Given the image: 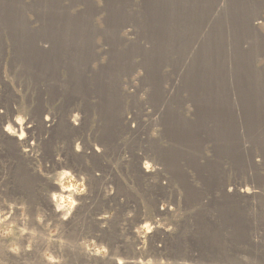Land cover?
Masks as SVG:
<instances>
[{"label":"rangeland","instance_id":"obj_1","mask_svg":"<svg viewBox=\"0 0 264 264\" xmlns=\"http://www.w3.org/2000/svg\"><path fill=\"white\" fill-rule=\"evenodd\" d=\"M11 33L52 36L63 55L46 64L19 44L20 63L11 65ZM0 37L9 43L0 115L10 109L7 120L22 122L20 169L55 187L9 183L14 159L0 147V211L8 215L0 230L14 226L0 236V264L130 257L137 219L150 223L160 205L173 212L163 221L168 240L176 238L173 255L191 264H264V0H0ZM58 90L77 100L70 109ZM61 106L73 130L56 138ZM144 146L166 154L147 156ZM207 170L210 179L201 175ZM14 188L27 190L11 195ZM242 188L254 196L244 199ZM60 189L68 190L62 200ZM53 195L58 212L47 203Z\"/></svg>","mask_w":264,"mask_h":264},{"label":"bare ground","instance_id":"obj_2","mask_svg":"<svg viewBox=\"0 0 264 264\" xmlns=\"http://www.w3.org/2000/svg\"><path fill=\"white\" fill-rule=\"evenodd\" d=\"M151 6V5H150ZM162 7V6H161ZM158 10V9H157ZM162 20V19H161ZM23 22V21H22ZM255 22V21H254ZM9 23V22H8ZM27 23H28V21H27ZM31 23V22H30ZM2 24V23H1ZM24 24V23H23ZM257 24V23H256ZM256 24H254L253 23V25H256ZM20 25V24H19ZM25 26H27V25H25ZM30 26V25H29ZM252 26V25H251ZM5 27V26H4ZM24 27V26H23ZM46 28H48V27H46ZM26 29H27V27H26ZM29 29V28H28ZM41 29V28H40ZM52 29V28H51ZM19 30V29H18ZM49 30V29H48ZM47 30V31H48ZM38 31V30H37ZM40 31V30H39ZM41 32H43V31H41ZM45 32V31H44ZM43 32V33H44ZM56 33V32H55ZM24 34V33H23ZM41 34V33H40ZM51 34V33H50ZM61 34V33H60ZM33 35V34H32ZM34 36V35H33ZM30 37V38H24V39H21V38H23V37H19L20 39H18V38H16L17 36H15V35H13L12 33H11V35L8 37V41H9V43L11 44V46L13 47V53H14V55H15V57H14V55L12 56V58H13V60H10L11 62H10V64L11 65H17V64H19L20 63V57H17L18 56V51H17V45H19V44H22V45H24L23 47L24 48H26V52L27 53H29V54H31L30 56L31 57H34V59H36V57L38 58V59H41V61H44V62H46V64H47V61H52V62H54V59H56V57L57 58H59L58 57V55L60 56L62 53L59 51V49L58 48H56L58 45H59V43H60V45H61V42H59V40L58 39H55V38H51L52 36H49V38H47V37H45L44 35L41 37V36H39V37ZM36 36H38V35H36ZM62 37V36H61ZM1 38V37H0ZM63 38H64V36H63ZM2 39V38H1ZM5 42V41H4ZM9 43L8 44H6V43H4V44H6L7 46H9ZM4 44H3V42H2V40H0V61H4L5 59H4V55H5V50H2V48H4L5 46H4ZM29 46H31V50L29 49ZM60 47V46H59ZM5 49V48H4ZM21 49V48H20ZM62 50V49H61ZM22 51V50H21ZM25 51V50H24ZM12 53V52H11ZM61 53V54H60ZM65 53V52H64ZM21 54V53H20ZM28 55V54H27ZM63 55V54H62ZM22 56V55H21ZM61 57V56H60ZM62 58H64V57H62ZM31 59V58H30ZM27 60V59H26ZM61 60V59H60ZM13 61V62H12ZM5 62V61H4ZM17 62H19V63H17ZM2 63V62H1ZM28 63V62H27ZM30 63H31V61H30ZM50 63V62H49ZM4 64V63H3ZM30 65V64H29ZM51 65V64H50ZM63 65V64H62ZM26 66H28V65H26ZM56 66V65H55ZM64 66V65H63ZM31 67V66H30ZM36 67V66H35ZM21 68V67H20ZM24 68V67H23ZM31 68H33V67H31ZM14 69H16L15 67H14ZM25 70H26V68H24ZM47 69H49V68H47ZM42 70V69H41ZM8 71V70H7ZM11 71V70H10ZM37 71V70H36ZM47 71V70H46ZM46 71H44V72H46ZM49 71V70H48ZM53 71V70H52ZM51 71V72H52ZM26 73H27V78L29 79V77H30V75L32 74V76H34V77H36L35 76V71H34V69L32 70V69H30V68H27V71H25ZM50 72V71H49ZM12 73V72H11ZM26 73L25 74H23V75H26ZM28 73H29V76H28ZM40 73V72H39ZM13 74V73H12ZM11 75V74H10ZM40 75V74H39ZM42 75H43V72H42ZM45 75V74H44ZM48 75V74H47ZM57 75V74H56ZM86 75V74H85ZM41 76V75H40ZM39 76V77H40ZM50 76V75H49ZM48 76V77H49ZM52 76V75H51ZM54 76V75H53ZM52 76V77H53ZM25 77V76H24ZM44 77V76H43ZM47 77V76H46ZM45 77V78H46ZM57 77V76H56ZM2 78V77H1ZM50 78V77H49ZM52 79V78H51ZM23 80V79H22ZM31 80V79H30ZM52 80H54V79H52ZM34 81V80H33ZM38 81V80H37ZM40 81V80H39ZM46 81V80H45ZM60 81V80H59ZM2 82V81H1ZM3 83V82H2ZM41 83V82H40ZM57 83V82H56ZM25 84L27 85V87H28V85H29V83H28V81H26L25 82ZM5 85V84H4ZM56 85V84H55ZM30 86V85H29ZM39 86V85H38ZM60 86V85H59ZM43 87V86H42ZM42 87L40 86V88H38V90L40 89V92L41 93H45L46 92V88L44 89H42ZM51 88V87H50ZM63 88V87H62ZM68 88V87H67ZM25 89V88H24ZM1 91H2V89H1ZM3 91H5V93L6 94H4V96H6L5 97V103H7L8 101H9V98H10V102H14L15 101V97L12 95H9L8 94V90L6 89V87H4V90ZM29 91V90H28ZM79 91V90H78ZM81 91V90H80ZM84 91V90H83ZM30 92V91H29ZM217 92V91H216ZM16 93V92H15ZM24 93H25V91H24ZM68 93V92H67ZM93 92H91V94H92ZM29 95V94H28ZM38 95V94H37ZM57 95H58V97H63L62 99L63 100H66L68 103H67V106H66V109H70V107H71V104L74 102H76L77 100H75V99H73L72 98V100H68L69 99V97H68V95L66 94V91L64 92V90L62 91V90H58V92H57ZM27 96V95H26ZM54 96V95H53ZM220 96V95H219ZM32 97V96H31ZM71 97V96H70ZM41 98V96H39V99ZM44 99V98H43ZM59 99V98H58ZM85 99H88V98H85ZM164 99V98H163ZM220 99H221V97H220ZM57 100V99H56ZM79 100V99H78ZM82 100H83V98H82ZM81 101V100H80ZM164 101V100H163ZM188 101V100H187ZM100 103V102H99ZM28 104V103H27ZM73 105V104H72ZM95 106V105H94ZM106 107V106H105ZM105 107H104V109H105ZM108 107V106H107ZM110 107V106H109ZM9 108V107H8ZM85 108H87V110H89V109H91V107L89 106V105H85ZM56 109H57V107H56ZM72 109V108H71ZM84 109V108H83ZM109 108H107V110H108ZM10 110V109H9ZM8 110V115L7 116H4V115H2V112H1V115H0V123H4V122H6V123H8V124H6V126L5 127H3V129L0 131V147H1V149L5 152V153H7L8 155V157H10V158H12V160L14 159V162L13 161H11L12 163H11V167H10V169H9V175H10V182L9 183H13V180H15L16 182H18L17 184H18V186H20L21 184H30V181H34V180H36L37 182H41L43 185H45V187H47V188H49V189H54L55 187H53L52 185H50L48 182H46L44 179H42V178H40V179H38V178H35V174L34 175H31V174H29V172H27V170L25 171L24 169L25 168H23V170H21L20 168H22L21 166H22V164H21V162L19 161L20 159V156H19V158L16 156V153H15V151L17 150V149H19L20 148V145H22L21 144V140H22V138H23V130H22V122H20V121H18L17 119H14V120H11V121H8V120H10L11 119V117H10V119H8V116H11V115H14L13 114V112L14 111H12V110H10L9 111ZM60 110V109H59ZM61 110L62 111H59V114H60V116H59V120H58V124H56L57 125V128L55 129L56 131L55 132H57V136H59V137H56V138H62V137H65L66 136V132H67V129H69V130H73L68 124H67V122H65L66 121V119L64 120V115H63V107L61 106ZM106 110V109H105ZM43 112H44V109H38L37 110V112H35L34 111V113L32 112V114H33V117H35L36 116V114H37V117L39 118V117H41V115L43 114ZM99 112V111H98ZM101 112V111H100ZM77 114V113H76ZM32 117V116H31ZM74 119H72V123H74V121H76V116L74 115V116H72ZM78 117V116H77ZM36 118V117H35ZM76 118V119H75ZM8 119V120H7ZM53 119V118H52ZM34 120V119H33ZM117 120V119H116ZM45 122H48V119L46 118L45 119ZM54 122V120L51 122V123H53ZM178 122V121H177ZM26 123V122H25ZM31 123H33L32 121H31ZM42 123V122H41ZM50 123V124H51ZM70 123V122H69ZM5 124V123H4ZM49 124V125H50ZM75 124V123H74ZM45 125V124H44ZM29 126L30 127H28V128H30V130H31V128H32V126L29 124ZM18 127V128H17ZM27 127V126H26ZM47 127V126H46ZM82 128V127H81ZM182 128V127H181ZM49 129V128H48ZM27 130V129H26ZM35 131V130H34ZM78 131H79V129H78ZM183 131H185V130H183ZM16 132H20V133H18V135L16 134ZM30 132V131H29ZM54 132V133H55ZM80 132V131H79ZM27 133V132H26ZM31 133V132H30ZM188 134V133H187ZM35 135V134H34ZM170 135V134H169ZM189 135V134H188ZM27 136V135H26ZM29 136V135H28ZM31 136V135H30ZM29 136V137H30ZM33 136V135H32ZM192 136V135H191ZM9 137H14V138H16V139H18V140H13V139H11V138H9ZM189 137V136H188ZM26 138V137H25ZM28 138V137H27ZM41 138V137H40ZM101 138V139H100ZM30 139V138H29ZM32 139H34V138H32ZM99 139L102 141V142H104V143H107V141L108 140H110L109 139V137H108V135L105 133V132H101V133H99ZM28 140V139H27ZM57 141V140H56ZM174 141V140H173ZM27 142V141H26ZM109 142V141H108ZM175 142V141H174ZM24 146H26V144L24 145ZM35 146V145H34ZM23 146H21V148H22ZM151 147V146H150ZM115 148V147H114ZM144 148V152H145V154L148 156H152V155H157V156H164L166 153L164 152H162L161 150H156V147H154V148H148V147H146V146H144L143 147ZM28 149V148H27ZM18 151V150H17ZM27 151V150H26ZM29 151V150H28ZM33 151V150H32ZM20 153V152H19ZM171 155V154H170ZM173 155V154H172ZM21 157H22V155H21ZM104 157V156H103ZM159 157H157V158H159ZM167 157V156H166ZM189 158V157H188ZM73 159L75 160V159H77V156H73ZM101 159V158H100ZM169 159V158H168ZM177 160V159H176ZM10 161V160H9ZM29 161V160H28ZM173 161V160H172ZM75 162V161H74ZM170 162V161H169ZM76 163V162H75ZM81 164V163H80ZM76 165V164H75ZM79 165V164H78ZM82 165V164H81ZM83 166V165H82ZM147 167V166H146ZM198 168V167H197ZM142 169H144V171H146L147 172V170H145V167H142ZM210 172V171H209ZM206 173L209 175V176H205V174H204V172H203V174H201V175H203V177H206V179H210L209 177H210V173H208V170L206 171ZM215 173V172H214ZM201 175H199V176H201ZM213 176V175H212ZM209 181V180H208ZM211 181H212V178H211ZM5 182H8V181H5ZM194 183H196V182H194ZM20 184V185H19ZM22 188V187H21ZM221 188V187H220ZM29 189V188H28ZM202 189V188H201ZM14 190L15 191H11V195H17V194H22V192H24V193H26L25 191L27 190V189H25V190H23V189H15L14 188ZM200 190V189H199ZM20 191V192H19ZM68 190H63V189H60L59 190V194H60V196H58L59 198H60V200H62L63 199V197H64V194L67 192ZM238 191V190H237ZM29 192V193H28ZM202 192V191H201ZM200 192V193H201ZM233 192V191H232ZM241 194L240 195H242V197L244 198L245 196H247V197H250V195L253 193V191H252V189L250 190V189H248V188H242V189H240V191H239ZM8 193V192H7ZM27 194H31V192L30 191H27ZM199 194V193H198ZM98 195H99V193H98ZM201 195V194H200ZM254 196V194H252L251 195V197L250 198H252ZM57 198V196L56 195H53L52 196V199H47V203H48V206H51L52 205V211L53 212H58L59 210H60V206H59V204H57L56 203V199ZM245 199V198H244ZM247 199V198H246ZM249 199V198H248ZM74 201V200H73ZM73 201H70V203L71 204H73ZM51 203H53V204H51ZM53 206H54V208H53ZM70 206V205H69ZM6 207V206H5ZM3 209V208H2ZM11 209V208H10ZM54 209V210H53ZM5 211V210H4ZM15 211V210H14ZM142 216V215H141ZM141 216H140V218L139 219H137L138 221H140L141 223L142 222H144L143 224L144 225H147V223H146V217H142L141 218ZM138 221H136V222H138ZM11 222V221H10ZM7 223V222H6ZM73 224V223H72ZM74 225V224H73ZM234 225V224H233ZM75 228V227H74ZM147 228H148V226H147ZM77 229V228H76ZM75 229V230H76ZM78 229H79V227H78ZM77 229V230H78ZM74 230V229H73ZM83 231H84V229H82ZM77 232V231H76ZM90 232V231H89ZM101 233V232H100ZM226 234V233H225ZM85 235H88V234H86L85 233ZM103 235V234H102ZM114 235V234H113ZM105 236V239L107 238V239H109L110 241H115L116 239L112 236V235H107V233L104 235ZM207 237V236H206ZM209 237V236H208ZM85 238V237H84ZM74 239V238H73ZM86 239V238H85ZM102 239V238H101ZM174 239H176V238H174ZM174 239H172V240H174ZM232 239V238H231ZM84 240V239H83ZM170 241V246H169V248H170V251L173 249L174 250V246H173V244H172V242L173 241ZM213 240H214V238H213ZM102 241V240H101ZM74 242V241H73ZM82 242V241H81ZM174 243V242H173ZM175 244V243H174ZM234 244V243H233ZM116 245V244H115ZM75 246V245H74ZM81 246V245H80ZM124 246V245H123ZM79 247V246H78ZM80 248V247H79ZM121 248H123V247H121ZM168 248V249H169ZM167 249V250H168ZM82 251V250H81ZM172 252V251H171ZM175 252V251H174ZM117 253V252H116ZM202 255V254H201ZM128 256V255H127ZM131 259H135V257H131ZM141 262V261H140ZM135 264H137V262H135ZM148 264V263H147Z\"/></svg>","mask_w":264,"mask_h":264},{"label":"built area","instance_id":"obj_3","mask_svg":"<svg viewBox=\"0 0 264 264\" xmlns=\"http://www.w3.org/2000/svg\"><path fill=\"white\" fill-rule=\"evenodd\" d=\"M46 125L47 127L50 126L48 122ZM171 213H173L172 209L160 205L153 220L150 223L146 222L148 228L144 227V222L141 223L140 221H138V223H141L142 225H139L140 231L136 230L134 232V235H132L133 242L132 249L130 251V257L125 256V258H111L104 255L99 256L98 258L90 257L87 258V260L92 261L98 259L102 262L107 261L110 264H121V261L123 262V264H135V262H137V264H147L148 261H152V264H161V262H163V264H191L189 263L190 261L188 262L186 260H183L180 257L173 255L171 252L167 251L168 246H170V240H168L170 237L168 236V234L171 233L172 229L171 227H164L163 221L167 220V218L170 217ZM153 228L155 230V233L158 232L159 241L157 242L153 240L154 236H152V233L149 235L150 230ZM114 247L117 252H121L122 254L125 253L124 249H122L119 245H115ZM146 254L154 255V257H145ZM131 257H135V259H131ZM188 257H190L191 259H198L196 254L190 255Z\"/></svg>","mask_w":264,"mask_h":264},{"label":"clouds","instance_id":"obj_4","mask_svg":"<svg viewBox=\"0 0 264 264\" xmlns=\"http://www.w3.org/2000/svg\"><path fill=\"white\" fill-rule=\"evenodd\" d=\"M9 207H13V206L12 205H9ZM10 214L11 213H9V215ZM0 218H2V219H0V223H3L4 221L8 220V215H5L2 211H0ZM23 219L27 220V217L25 216V217H23ZM38 219H40V218L38 217ZM65 219H67V217H65ZM13 227L14 226H11L10 225L8 228H6L4 230H0V236H10V235H12L13 234ZM144 227H147V225H144ZM27 230L28 229L26 227H23V228H20L19 229V231H20L21 234H23ZM54 234L55 233H53V235ZM12 250L13 251H17L16 248H13ZM48 260L50 262H52V264H59V262L58 261H55L54 258L52 256H50V255L48 256ZM121 264H123L122 261H121ZM148 264H152V261H148ZM161 264H163V262H161Z\"/></svg>","mask_w":264,"mask_h":264}]
</instances>
